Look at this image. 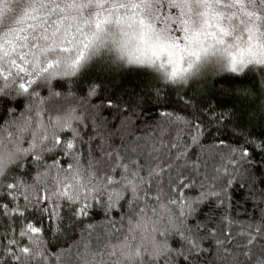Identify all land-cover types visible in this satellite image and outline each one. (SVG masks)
Segmentation results:
<instances>
[{
    "label": "snow or ice",
    "instance_id": "6c2138e0",
    "mask_svg": "<svg viewBox=\"0 0 264 264\" xmlns=\"http://www.w3.org/2000/svg\"><path fill=\"white\" fill-rule=\"evenodd\" d=\"M96 68L152 90L114 108ZM85 231L110 264H264V0H0V264Z\"/></svg>",
    "mask_w": 264,
    "mask_h": 264
},
{
    "label": "trees",
    "instance_id": "16d2710c",
    "mask_svg": "<svg viewBox=\"0 0 264 264\" xmlns=\"http://www.w3.org/2000/svg\"><path fill=\"white\" fill-rule=\"evenodd\" d=\"M96 77H99L105 82L104 86L107 89L104 93L105 99L111 96V93L121 85L122 81L124 82V87L117 92L116 98L114 99V108L117 105L126 107L128 102L133 99L138 103H142L143 96H141V92L146 93L147 91L152 90L147 79L142 75L138 76L135 72L124 73L115 69L108 70L106 68H96L91 72L86 73L84 78L94 79ZM142 80L145 81V83L142 84ZM137 85L140 86L139 89L136 88ZM153 103H155V101H153ZM49 111L52 115L64 114V110L61 109L60 106H57L56 110H53L50 107ZM113 118H115V112H113ZM81 171H83V166H81ZM89 175H91V173ZM85 183H87V178ZM89 220L91 222H89ZM89 220L84 221V227L87 229H92L96 225L102 226L107 223V221L102 218L96 219L95 217H90ZM77 231H81V229L78 228ZM97 235L98 233H90L88 231L83 232L81 239L70 243L68 248L61 249L58 253L59 257L57 264H86L82 255L86 252L89 246L94 251L95 255L88 259L87 264H110V257L107 255V242L103 240V238L97 240ZM40 240L42 243L43 238H40Z\"/></svg>",
    "mask_w": 264,
    "mask_h": 264
}]
</instances>
